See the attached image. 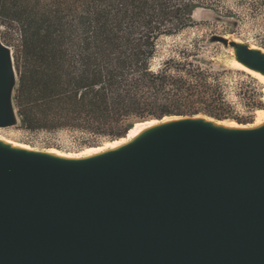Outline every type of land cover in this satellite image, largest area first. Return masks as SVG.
<instances>
[{
    "label": "water",
    "instance_id": "1",
    "mask_svg": "<svg viewBox=\"0 0 264 264\" xmlns=\"http://www.w3.org/2000/svg\"><path fill=\"white\" fill-rule=\"evenodd\" d=\"M11 79L0 44V125ZM0 264H264V128L180 122L80 162L0 147Z\"/></svg>",
    "mask_w": 264,
    "mask_h": 264
},
{
    "label": "trees",
    "instance_id": "2",
    "mask_svg": "<svg viewBox=\"0 0 264 264\" xmlns=\"http://www.w3.org/2000/svg\"><path fill=\"white\" fill-rule=\"evenodd\" d=\"M209 1L0 0V18L20 37L14 99L21 124L111 127L117 138L132 114L208 89L206 74L190 63L168 60L152 71L149 62L156 40L190 26L195 8L214 9ZM173 65H188L187 77L170 73Z\"/></svg>",
    "mask_w": 264,
    "mask_h": 264
},
{
    "label": "rangeland",
    "instance_id": "3",
    "mask_svg": "<svg viewBox=\"0 0 264 264\" xmlns=\"http://www.w3.org/2000/svg\"><path fill=\"white\" fill-rule=\"evenodd\" d=\"M209 3L214 4V9L201 7L202 15L194 18L190 26L160 36L149 62L152 71L161 69L168 60L190 63L206 74L204 81L209 88L186 90L181 98L145 107L131 115L128 120L131 125L166 115L195 114L251 124L258 108L264 107L263 84L229 66L232 49L238 41L264 46V5L259 4L260 0H210ZM19 38L17 28L0 18V44L9 51L13 67L7 100L9 122L0 125V135L37 148L55 147L63 151H78L116 138L111 134V127L92 131L71 126L28 128L21 124L14 99L18 85L15 55ZM187 68L188 65H173L169 66V72L187 77ZM161 103L167 107L162 108Z\"/></svg>",
    "mask_w": 264,
    "mask_h": 264
},
{
    "label": "bare ground",
    "instance_id": "4",
    "mask_svg": "<svg viewBox=\"0 0 264 264\" xmlns=\"http://www.w3.org/2000/svg\"><path fill=\"white\" fill-rule=\"evenodd\" d=\"M200 9L201 7H198L193 10V19L202 15L199 12ZM244 49H247L250 53L257 57V60L264 63V48L249 42L238 41V45L234 46L232 49L229 66L255 77L264 86V71L256 68L246 61ZM7 53L10 61V70H13L10 53L9 51H7ZM188 121L199 122L222 132L256 131L264 128V108L256 111L255 121L253 123L251 122V124H241L233 120L226 121L225 119L222 120L199 114L191 116L166 115L160 118L155 117L139 120L135 121L123 136L106 140L100 145L87 146L78 151H63L55 147L37 148L2 135H0V147L18 153L39 155L58 161L80 162L117 152L131 144H134L158 129Z\"/></svg>",
    "mask_w": 264,
    "mask_h": 264
}]
</instances>
